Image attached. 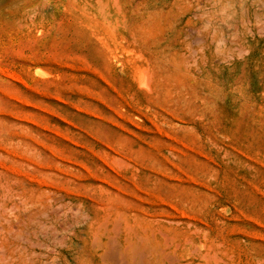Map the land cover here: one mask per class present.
<instances>
[{"label":"rangeland","instance_id":"rangeland-1","mask_svg":"<svg viewBox=\"0 0 264 264\" xmlns=\"http://www.w3.org/2000/svg\"><path fill=\"white\" fill-rule=\"evenodd\" d=\"M218 1L0 0V264H264V0Z\"/></svg>","mask_w":264,"mask_h":264},{"label":"bare ground","instance_id":"bare-ground-1","mask_svg":"<svg viewBox=\"0 0 264 264\" xmlns=\"http://www.w3.org/2000/svg\"><path fill=\"white\" fill-rule=\"evenodd\" d=\"M219 1H221V0H219ZM218 1V2H219ZM87 2V1H86ZM93 2L96 4V6H97V11H98V15L100 16V18L102 19V21H104V22H106V21H108L109 20V8H110V6L112 5V3L110 2V0H93ZM241 2V1H240ZM88 3V2H87ZM228 3V2H227ZM260 3H261V1H260ZM262 4V3H261ZM91 5H94V4H91ZM241 5V4H240ZM113 7H115V4H113ZM258 7H259V5H258ZM224 9L226 8V7H223ZM221 9H222V7H221ZM224 11V10H223ZM219 12H222V11H219ZM219 12H217L218 14H219ZM223 13V12H222ZM203 16H204V14H202ZM206 15V14H205ZM210 16V15H209ZM257 16V15H256ZM256 16L254 17V18H256ZM211 17H213V16H211ZM221 17H222V19H223V16L221 15ZM210 18V17H209ZM258 18V17H257ZM211 20V19H210ZM208 21V20H207ZM221 21V20H220ZM210 22V21H209ZM208 23V22H207ZM208 26V25H207ZM199 33V32H198ZM200 38V37H199ZM196 40V39H195ZM197 41H199V40H197ZM196 41V42H197ZM219 47V46H218ZM194 51V50H193ZM197 52V51H196ZM196 52H194V53H196ZM193 53V52H192ZM194 53H193V55H194ZM194 63V62H193ZM196 64V63H195ZM193 65V64H192ZM142 72H140V75H141V77H142V74H141ZM146 88V87H145ZM21 203H23V202H21ZM1 204V203H0ZM12 207V206H11ZM16 210V209H15ZM6 220V219H5ZM7 221V220H6ZM41 221V220H40ZM41 223H43V222H41ZM101 224V223H100ZM41 226V225H40ZM100 226H102V224L100 225ZM108 225H106V227H107ZM132 226V225H131ZM43 227H44V225H43ZM118 227V226H117ZM13 228V227H12ZM100 227L98 226V229H99ZM104 228H105V225H104ZM14 229V228H13ZM98 229H97V231H98ZM107 229V228H106ZM106 229H104V230H106ZM117 230V229H116ZM16 231H17V229H16ZM19 231V230H18ZM96 231V230H95ZM110 231V230H109ZM94 232V231H93ZM101 232V231H100ZM15 233V232H14ZM97 234H95L94 236H96ZM97 237H99V235L97 236ZM101 237V236H100ZM115 238H117V237H115ZM115 238L113 237V235L110 237L109 235L108 236H106V238L103 240V245H104V247H110V248H114V247H111V246H115V245H117L118 243H117V241L115 240ZM132 239V238H131ZM141 239V237L139 238V240ZM96 240V239H95ZM128 240H130V238L128 239ZM138 240V241H139ZM131 241V240H130ZM134 241V240H133ZM141 241V240H140ZM56 242V241H55ZM97 242V241H96ZM95 242V243H96ZM100 242V241H99ZM132 242V241H131ZM36 243V242H35ZM117 243V244H116ZM140 243V242H139ZM143 243V242H142ZM37 244V243H36ZM129 244H131V243H129ZM133 244V243H132ZM98 245V244H97ZM102 245V244H101ZM127 245V244H126ZM137 245V244H136ZM49 246V245H48ZM99 246V245H98ZM129 245H127L126 247H128ZM143 246V245H142ZM100 247V246H99ZM144 248V247H143ZM142 248V249H143ZM126 250V249H125ZM127 250H129V249H127ZM126 250V251H127ZM131 251H135V252H138V253H140V251H141V249H138V248H136V247H134V246H132L131 248H130V250H129V252H131ZM40 252V251H39ZM144 252H145V250H144ZM47 253V252H46ZM116 253V252H115ZM40 254V253H39ZM106 254H108V252L106 253ZM133 254H134V252H133ZM141 254H142V252H141ZM43 255H44V253H43ZM42 255V256H43ZM115 257V256H114ZM124 257V256H123ZM132 257V256H131ZM143 257V256H142ZM115 260V259H114ZM141 261V260H140Z\"/></svg>","mask_w":264,"mask_h":264}]
</instances>
